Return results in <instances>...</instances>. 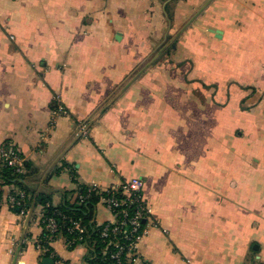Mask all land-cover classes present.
<instances>
[{
    "label": "crops",
    "instance_id": "crops-1",
    "mask_svg": "<svg viewBox=\"0 0 264 264\" xmlns=\"http://www.w3.org/2000/svg\"><path fill=\"white\" fill-rule=\"evenodd\" d=\"M2 144L36 188L0 205V264H87L36 249V195L132 178L158 224L136 264H264V0H0Z\"/></svg>",
    "mask_w": 264,
    "mask_h": 264
},
{
    "label": "built area",
    "instance_id": "built-area-1",
    "mask_svg": "<svg viewBox=\"0 0 264 264\" xmlns=\"http://www.w3.org/2000/svg\"><path fill=\"white\" fill-rule=\"evenodd\" d=\"M54 114L63 115L65 110L62 105H60L59 99L56 98V108L53 110ZM83 133L85 132L82 128ZM0 163L6 165L13 169L15 174H22L24 172V159L19 154V152L10 145L2 144L0 146ZM89 192H96L100 194L102 192H115L116 196L103 197L100 196V203L106 207L111 213V221L104 223V227L101 231V237L107 238L111 235H117L125 226H128L129 233L123 236V239L127 241L125 245H121L115 242L114 247L116 250L111 254V259L115 264H136L138 259L137 249L139 243L148 236L151 229L158 226L157 221L153 218L152 209L147 204L143 196L144 181L140 178H132L123 182L118 187H110L107 189H102L98 185L93 184L88 186ZM20 198L23 197L21 193ZM80 202H83L89 197V195L78 196ZM6 204L8 207L13 208L14 206H20L21 202L16 201L13 197L8 196L6 199ZM134 207V212L131 215L128 214L125 207ZM26 211L21 209L18 215H25ZM55 216H48L41 220V224L44 229L51 235L66 231L69 234L77 236V239H82V235L85 230L84 227L79 224V222L71 220L65 214H56ZM141 222L144 225L141 226ZM36 249L46 254L48 253V248L36 243ZM126 252L125 258L127 261H122V256Z\"/></svg>",
    "mask_w": 264,
    "mask_h": 264
},
{
    "label": "trees",
    "instance_id": "trees-1",
    "mask_svg": "<svg viewBox=\"0 0 264 264\" xmlns=\"http://www.w3.org/2000/svg\"><path fill=\"white\" fill-rule=\"evenodd\" d=\"M159 50V49H158ZM156 50V52L158 51ZM172 48H168L163 56H169ZM157 63L152 64L156 66ZM143 67L140 66L136 68L135 72L139 71ZM55 107L53 108V110ZM7 146V144H4ZM20 154V153H19ZM29 165L24 160V172L22 174H15L13 169L2 165L0 163V205L2 201L7 199L8 196L13 197L16 201H20V206H14L10 208L13 212L19 213L21 209H24L26 213L30 210L32 206V200L35 195V186L29 185L27 183V171ZM9 187L10 190L6 196H4L3 189ZM88 186H80L75 191V199L72 203L66 202L61 206H53L49 197V194L45 191H41L36 195L34 211H37L38 214V224L41 228V236L38 239V244L41 247L45 246L48 248V253H50V244L58 236L64 238L67 246L69 248H75L78 245L85 246L88 250V256L86 258L87 264H115L111 259V254L116 250L114 247L115 242H118L121 245H125L127 241L123 239V236L129 233L128 226H125L117 235H111L110 237L103 238L101 237V231L105 224L97 225L93 222L91 209L93 206L100 202V196L109 197L116 196L115 192H102L97 194L94 192L88 193ZM23 194V197L20 198V194ZM89 195L87 199L83 202H80L78 196ZM129 215L134 212V207L128 206L125 207ZM57 213L65 214L71 220L79 222L81 226L84 227V234L82 239H77V236L69 234L66 231L58 232L53 235L48 233L44 226L40 223L43 218L48 216L57 217ZM144 225V222H141V226ZM47 253V254H48ZM126 252L122 256V261H127ZM129 264V263H128ZM131 264V263H130Z\"/></svg>",
    "mask_w": 264,
    "mask_h": 264
},
{
    "label": "water",
    "instance_id": "water-1",
    "mask_svg": "<svg viewBox=\"0 0 264 264\" xmlns=\"http://www.w3.org/2000/svg\"><path fill=\"white\" fill-rule=\"evenodd\" d=\"M213 33H214V35H215V37L216 38H220L221 36H220V31H213ZM42 263L43 264H53V261L52 260H50V259H44L43 261H42Z\"/></svg>",
    "mask_w": 264,
    "mask_h": 264
},
{
    "label": "rangeland",
    "instance_id": "rangeland-1",
    "mask_svg": "<svg viewBox=\"0 0 264 264\" xmlns=\"http://www.w3.org/2000/svg\"><path fill=\"white\" fill-rule=\"evenodd\" d=\"M149 66V65H148ZM150 68V66L148 67V69Z\"/></svg>",
    "mask_w": 264,
    "mask_h": 264
}]
</instances>
